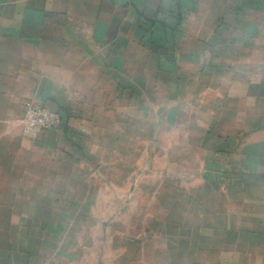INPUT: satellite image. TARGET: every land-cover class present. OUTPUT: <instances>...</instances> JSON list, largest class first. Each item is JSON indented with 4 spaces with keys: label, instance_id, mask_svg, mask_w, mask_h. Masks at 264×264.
Wrapping results in <instances>:
<instances>
[{
    "label": "rangeland",
    "instance_id": "obj_1",
    "mask_svg": "<svg viewBox=\"0 0 264 264\" xmlns=\"http://www.w3.org/2000/svg\"><path fill=\"white\" fill-rule=\"evenodd\" d=\"M147 51L74 173L32 176L11 215L0 208V264H214L237 233L264 230V157L249 155L264 142V96L251 92L264 63L179 65L174 102L170 65Z\"/></svg>",
    "mask_w": 264,
    "mask_h": 264
},
{
    "label": "crops",
    "instance_id": "obj_2",
    "mask_svg": "<svg viewBox=\"0 0 264 264\" xmlns=\"http://www.w3.org/2000/svg\"><path fill=\"white\" fill-rule=\"evenodd\" d=\"M145 49L170 65L174 94L179 65L214 75L224 64L264 63V0H0V208L11 215L32 176L74 173L66 166L101 127L109 96L122 94L126 64H140ZM259 83L251 92L264 96L262 75ZM28 99L61 113L58 127L26 136ZM257 147L249 154L256 160L264 142ZM236 236L243 244L219 249L214 264H264V230Z\"/></svg>",
    "mask_w": 264,
    "mask_h": 264
},
{
    "label": "built area",
    "instance_id": "obj_3",
    "mask_svg": "<svg viewBox=\"0 0 264 264\" xmlns=\"http://www.w3.org/2000/svg\"><path fill=\"white\" fill-rule=\"evenodd\" d=\"M61 115L57 110L28 99L21 117L24 134L37 138L44 131L58 127Z\"/></svg>",
    "mask_w": 264,
    "mask_h": 264
},
{
    "label": "trees",
    "instance_id": "obj_4",
    "mask_svg": "<svg viewBox=\"0 0 264 264\" xmlns=\"http://www.w3.org/2000/svg\"><path fill=\"white\" fill-rule=\"evenodd\" d=\"M60 115H61V113H60ZM62 119H63V117H62V115H61V121H62ZM61 123V122H60ZM174 207H175V205H174ZM9 223V228L11 229V227H13V225L15 224L14 222H8ZM10 229H9V232H10Z\"/></svg>",
    "mask_w": 264,
    "mask_h": 264
}]
</instances>
